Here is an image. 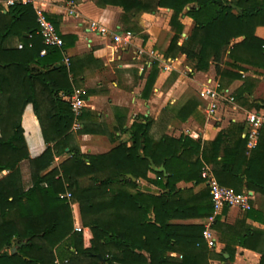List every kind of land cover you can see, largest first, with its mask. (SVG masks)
I'll list each match as a JSON object with an SVG mask.
<instances>
[{
    "label": "trees",
    "instance_id": "16d2710c",
    "mask_svg": "<svg viewBox=\"0 0 264 264\" xmlns=\"http://www.w3.org/2000/svg\"><path fill=\"white\" fill-rule=\"evenodd\" d=\"M101 1L132 16L160 8L173 11L175 36L167 56L184 55L197 71H208L214 65L222 84L241 80L245 65L264 69V41L255 36L256 29L264 26V0ZM184 14L195 25L179 46ZM48 19L58 30L57 23ZM11 38H17L23 48L8 47ZM240 38L241 42L232 45ZM64 48L65 44L48 49L41 56L45 46L33 7L0 5V175L7 172L0 178V264H56L61 246L66 247V264H210L214 258L227 261L225 254L228 261L234 259L235 250L227 238L235 246L259 253L260 264H264V228L246 226L251 219L264 227L260 210L246 211L234 226L216 219L213 228L226 242L218 255L209 250L202 225L171 224L213 214L210 192L209 198L208 193L186 197L177 188L180 182H202L204 163L213 164L214 176L222 186L238 194L245 188L264 197V134L258 148L248 155L243 126L221 133L203 150L202 142L190 138L154 141L149 125L135 124L130 129L131 146L120 144L108 154L84 155L71 145L77 117L62 98L73 91L69 71L58 64ZM227 51L229 61L224 62ZM157 65L148 79V90L153 87ZM30 105L46 146L35 158L22 124ZM184 110L189 112L190 107ZM229 138L231 143L224 148ZM64 155L69 157L56 166V159ZM23 161L29 163L28 190L20 168ZM151 162L164 166L165 184L164 174L154 172ZM149 173L156 174L154 183L163 189L158 195L140 190L139 180L151 181ZM68 193L70 200L62 197ZM75 203L82 232L75 231ZM16 244L18 252L9 254Z\"/></svg>",
    "mask_w": 264,
    "mask_h": 264
},
{
    "label": "crops",
    "instance_id": "0c3cea01",
    "mask_svg": "<svg viewBox=\"0 0 264 264\" xmlns=\"http://www.w3.org/2000/svg\"><path fill=\"white\" fill-rule=\"evenodd\" d=\"M100 1L39 0L46 16L57 23V31L65 44L58 64L69 71L68 80L73 91L71 95H63L62 98L69 103L72 97H77L83 104L72 130V147L79 149L84 155H104L120 144L131 146L133 141L130 129L135 124L149 125V136L154 141H161L165 137L176 140L190 138L202 142L203 150L207 148L204 146L206 143L214 142L221 133L230 132L235 125L243 126L242 138L247 140L248 115L258 113L264 116V69L245 65V71L240 72L241 80H225L222 84L214 65L208 71H197L184 55L167 56V50L175 36L171 26L173 11L160 8L155 13L132 16L126 15L120 7ZM90 21H99L108 27L132 33L134 43L123 48L107 37L94 34L88 30ZM180 23L184 29L178 45L182 46L195 22L184 14L180 17ZM255 36L264 41V26L256 29ZM242 40L237 39L232 45ZM7 45L19 48L21 43L17 38H11ZM151 51L155 53L154 56L149 54ZM228 54L229 51L224 62L229 61ZM154 64H158V72L153 87L148 90L146 86ZM223 68L227 66L224 65ZM207 89H214L227 98L219 103L216 114L211 118L206 114L209 100L204 92ZM228 98H233L234 101L230 102ZM188 106L189 112L184 110ZM22 124L30 155L35 158L42 154L46 146L31 105L26 108ZM226 141L224 148L231 143V139ZM258 146L251 149L247 141L248 155ZM143 148L142 145L141 156ZM222 156L223 151L219 159ZM68 157H58L55 165L61 164ZM28 165V161L20 164L26 190L31 187ZM206 167L214 176L213 164L204 163L203 168ZM151 168L156 173L164 174L165 184L167 174L164 166L156 167L151 162ZM4 175L7 172L0 175V178ZM148 177L151 181L139 180L140 190L158 195L163 191L154 183L158 177L155 173H149ZM29 180L30 185L29 182L26 184ZM82 182L86 185V179ZM177 188L185 191L186 197L208 193L209 198V188L203 179L200 183L180 182ZM244 192L253 196V208L264 212L256 202L264 197L245 188L242 193ZM72 207L76 228L78 223L82 224L80 209L76 203ZM224 210L213 223L210 222L212 214L206 219L174 220L171 224L202 225L204 228L211 225L217 241V248L212 253L218 255L224 252L226 242L222 241V234L213 228L216 219L220 217L221 223L234 226L244 219L246 213L238 209ZM151 218L154 219V216ZM246 226L256 230L264 228L262 224L251 219H247ZM228 239L226 241L235 250L234 259L228 261L229 255L225 254L227 261L214 258L210 264H260L259 253L235 246ZM17 252V244L8 250L9 254ZM56 253V264H66V247H59ZM141 253L148 256L145 252Z\"/></svg>",
    "mask_w": 264,
    "mask_h": 264
},
{
    "label": "built area",
    "instance_id": "2783aa9c",
    "mask_svg": "<svg viewBox=\"0 0 264 264\" xmlns=\"http://www.w3.org/2000/svg\"><path fill=\"white\" fill-rule=\"evenodd\" d=\"M0 5L6 7H13L15 5H31L33 7L39 25V35L42 37L43 44L45 46V49L41 51V56H45L48 49L64 47V41L60 33L46 16L44 10L39 4V0H0ZM88 30L98 36L109 38L115 44L123 48L130 47L134 43V35L132 33L124 32L120 28L108 27L99 21H90L88 23ZM22 48V45H20L19 49ZM141 53L142 52H140V54ZM149 54L151 56L155 55L153 51ZM204 94L209 100L206 114L211 118L216 114L219 108V103L227 98L214 89H207ZM228 99L230 102L234 101L233 98ZM69 103L71 104L72 110L77 117L83 108L82 102L77 97H72ZM246 121L248 125V146L249 148L254 149L258 146L259 141L264 134V116L258 113H253L248 115ZM201 177L207 183L211 195L213 205V216L210 219L211 223H213L215 218L226 208L238 209L244 212L253 208V196L250 193L244 192L238 194L233 189L222 186L207 167L202 169ZM62 197L70 200L72 195L68 193ZM82 230L83 228L81 227L75 228L76 232H82ZM203 236L209 250L214 251L217 248V241L211 225H207L205 227Z\"/></svg>",
    "mask_w": 264,
    "mask_h": 264
},
{
    "label": "rangeland",
    "instance_id": "374dc122",
    "mask_svg": "<svg viewBox=\"0 0 264 264\" xmlns=\"http://www.w3.org/2000/svg\"><path fill=\"white\" fill-rule=\"evenodd\" d=\"M30 177H31V175H30ZM27 182H29L28 184L30 185V180L29 181H26V184H27ZM256 202H257V205L259 206V208H261L262 210H264V199L261 198L259 201L257 200ZM72 209H74V208L72 207ZM77 227L83 228V226H82L81 223H78V226Z\"/></svg>",
    "mask_w": 264,
    "mask_h": 264
},
{
    "label": "water",
    "instance_id": "95a60500",
    "mask_svg": "<svg viewBox=\"0 0 264 264\" xmlns=\"http://www.w3.org/2000/svg\"><path fill=\"white\" fill-rule=\"evenodd\" d=\"M131 177V176H130ZM135 181V179H133Z\"/></svg>",
    "mask_w": 264,
    "mask_h": 264
}]
</instances>
